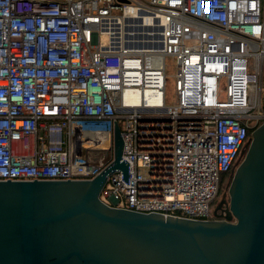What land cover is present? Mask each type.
Listing matches in <instances>:
<instances>
[{"label": "built area", "instance_id": "obj_1", "mask_svg": "<svg viewBox=\"0 0 264 264\" xmlns=\"http://www.w3.org/2000/svg\"><path fill=\"white\" fill-rule=\"evenodd\" d=\"M115 121L104 203L215 219L264 122V0H0V181L93 180Z\"/></svg>", "mask_w": 264, "mask_h": 264}, {"label": "water", "instance_id": "obj_2", "mask_svg": "<svg viewBox=\"0 0 264 264\" xmlns=\"http://www.w3.org/2000/svg\"><path fill=\"white\" fill-rule=\"evenodd\" d=\"M115 144L93 180L0 181V264H264V122L231 172L230 201L207 221L104 203L110 173L129 184L117 122Z\"/></svg>", "mask_w": 264, "mask_h": 264}, {"label": "rangeland", "instance_id": "obj_3", "mask_svg": "<svg viewBox=\"0 0 264 264\" xmlns=\"http://www.w3.org/2000/svg\"><path fill=\"white\" fill-rule=\"evenodd\" d=\"M146 30V29H145ZM154 31V30H153ZM138 34V36L132 35L134 36V39L137 41L143 40L142 35H141V30H136L135 32L133 31L132 34ZM167 73H168V85H167V101L169 103H173L176 100V95H175V73H176V66H175V62L172 59V57H167ZM248 151V148H245V152L242 154L239 158V160L237 161L236 166L234 167V170L236 171V169L238 168V166L241 164V162L244 160L245 155ZM231 173L229 175H225L222 178V183H221V189L220 192L218 194V196L216 197V199L212 202L211 204V209L212 211L214 210V208L216 206H218V204L222 201H225L226 203L230 201V194H229V182L231 180L230 177Z\"/></svg>", "mask_w": 264, "mask_h": 264}, {"label": "bare ground", "instance_id": "obj_4", "mask_svg": "<svg viewBox=\"0 0 264 264\" xmlns=\"http://www.w3.org/2000/svg\"><path fill=\"white\" fill-rule=\"evenodd\" d=\"M141 24V23H140ZM146 29V30H145ZM138 30H141V32H148L149 34L152 33V30H151V27H140L139 26V29ZM151 36V35H150Z\"/></svg>", "mask_w": 264, "mask_h": 264}, {"label": "flooded vegetation", "instance_id": "obj_5", "mask_svg": "<svg viewBox=\"0 0 264 264\" xmlns=\"http://www.w3.org/2000/svg\"><path fill=\"white\" fill-rule=\"evenodd\" d=\"M216 207H217V206H216ZM216 207H215L214 210H213L214 215H215V209H216ZM223 207H225V204L223 205Z\"/></svg>", "mask_w": 264, "mask_h": 264}, {"label": "trees", "instance_id": "obj_6", "mask_svg": "<svg viewBox=\"0 0 264 264\" xmlns=\"http://www.w3.org/2000/svg\"><path fill=\"white\" fill-rule=\"evenodd\" d=\"M251 134V133H250Z\"/></svg>", "mask_w": 264, "mask_h": 264}]
</instances>
